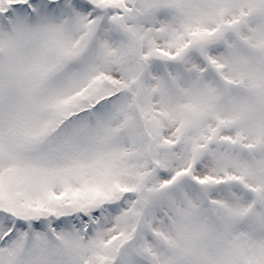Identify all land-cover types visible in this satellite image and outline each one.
<instances>
[{
  "label": "snow or ice",
  "instance_id": "6c2138e0",
  "mask_svg": "<svg viewBox=\"0 0 264 264\" xmlns=\"http://www.w3.org/2000/svg\"><path fill=\"white\" fill-rule=\"evenodd\" d=\"M0 264H264V0H0Z\"/></svg>",
  "mask_w": 264,
  "mask_h": 264
}]
</instances>
